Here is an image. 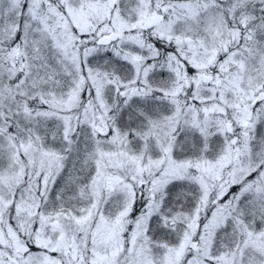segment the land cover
Returning <instances> with one entry per match:
<instances>
[{
    "label": "snow or ice",
    "instance_id": "1",
    "mask_svg": "<svg viewBox=\"0 0 264 264\" xmlns=\"http://www.w3.org/2000/svg\"><path fill=\"white\" fill-rule=\"evenodd\" d=\"M0 264H264V0H0Z\"/></svg>",
    "mask_w": 264,
    "mask_h": 264
}]
</instances>
